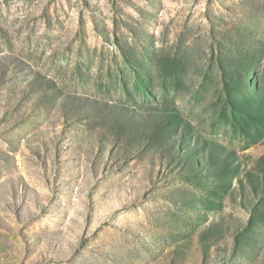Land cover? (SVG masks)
I'll use <instances>...</instances> for the list:
<instances>
[{
  "label": "rangeland",
  "instance_id": "1",
  "mask_svg": "<svg viewBox=\"0 0 264 264\" xmlns=\"http://www.w3.org/2000/svg\"><path fill=\"white\" fill-rule=\"evenodd\" d=\"M0 264H264V0H0Z\"/></svg>",
  "mask_w": 264,
  "mask_h": 264
}]
</instances>
